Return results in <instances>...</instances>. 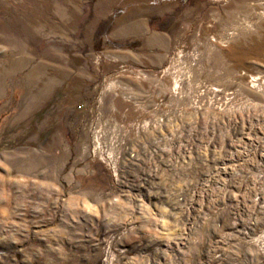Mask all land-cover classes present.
<instances>
[{
  "label": "rangeland",
  "instance_id": "rangeland-1",
  "mask_svg": "<svg viewBox=\"0 0 264 264\" xmlns=\"http://www.w3.org/2000/svg\"><path fill=\"white\" fill-rule=\"evenodd\" d=\"M0 264H264V0H0Z\"/></svg>",
  "mask_w": 264,
  "mask_h": 264
}]
</instances>
